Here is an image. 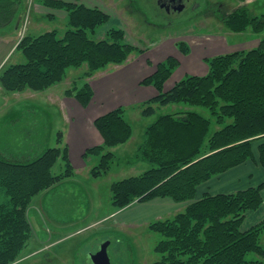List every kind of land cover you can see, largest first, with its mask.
Here are the masks:
<instances>
[{
    "label": "trees",
    "instance_id": "16d2710c",
    "mask_svg": "<svg viewBox=\"0 0 264 264\" xmlns=\"http://www.w3.org/2000/svg\"><path fill=\"white\" fill-rule=\"evenodd\" d=\"M43 3L67 13L65 28L24 35L17 47L24 61L3 67L0 86L6 93L43 92L63 82L68 70L86 66L78 79L82 85L75 80L65 91L86 108L94 97L88 80L108 65H124L143 52L126 40L121 28L112 27L100 37L111 17L98 7L61 0ZM26 9L27 0H0V30L22 21ZM224 23L234 33H264V14L252 16L247 5ZM206 64V75H187L165 91L180 65L169 57L141 82L158 91L139 106L143 116H154L169 105L186 107L160 115L146 128L135 157L150 168L112 185L116 209L157 198L195 200L201 185L248 161L257 160L264 168V36L253 49L220 55ZM95 125L104 143L85 157H100L90 172L99 178L112 169L113 149L128 143L134 130L125 108L97 118ZM62 139L60 132L58 145L31 161L0 157V188L8 197L0 203V264L16 263L33 237L28 218L32 199L76 174ZM58 165L60 173L54 172ZM263 192L264 183L231 194H204L184 212L151 223L149 230L162 236L154 249L159 258L152 264H264V223L244 228L247 214L263 206Z\"/></svg>",
    "mask_w": 264,
    "mask_h": 264
},
{
    "label": "rangeland",
    "instance_id": "374dc122",
    "mask_svg": "<svg viewBox=\"0 0 264 264\" xmlns=\"http://www.w3.org/2000/svg\"><path fill=\"white\" fill-rule=\"evenodd\" d=\"M95 1L100 2L103 10L111 17L103 32L112 27L121 28L126 32V40L135 46L137 50L143 52L142 54L132 55L127 63L142 60L144 70L146 69L154 74L157 65L169 57L176 58L179 61V67L173 76L166 81L169 84L173 83L174 77L178 74H181V79L187 75H193L189 71L182 74L183 70H187L185 69L188 68L186 62L190 61L192 56L203 58L200 59V63L189 62L191 69H197L201 66L207 68L206 60L224 54L253 49L259 45L260 38L264 36V33L259 35L254 33L252 29L238 34L226 28L224 22L227 16L236 9L245 7V0H194V3L198 4L197 8H189L167 18L156 0H87L90 4L95 3ZM34 5V0H27V9L23 20L17 23L19 27L24 28L27 26L26 34H29L33 20ZM249 10L252 16L263 15L264 0H254L249 6ZM44 26L40 28L43 29L40 32L34 29L32 35L38 36L50 31L52 26L63 30L65 20L56 24L45 22ZM100 34L102 35V32L99 33V36ZM21 36L23 38L19 29L16 52L22 40ZM104 36L105 34L102 37ZM183 48L187 52H183ZM112 66L114 64L108 65L104 70L111 68L108 70L111 71L118 68ZM85 70V67L68 70L67 78L62 82V87H59L62 88V103L71 99L64 94L66 89L71 87V81L78 80L85 73ZM95 78H98V76ZM78 81L82 85L83 81L81 79ZM140 86L143 85L140 83ZM44 94V96L40 95L37 100H49V96L46 93ZM2 100L3 96L0 95V101ZM185 107L182 104L160 107L157 109L156 114L150 117L138 113V111H141L140 108L132 110L133 112L129 113L127 119L131 121L137 137L134 141H130L121 147L118 146L112 169L109 173L101 176L104 177V181L99 186L85 184L84 182V184H65V187L62 188L61 182L55 187L36 195L28 206L29 208L32 206L33 212L30 216L33 237L19 260L14 264H88L89 256L100 250L102 243L105 241L103 237L109 236L108 232L113 230L127 232L126 230L129 229L135 233L130 237L128 235L119 236L121 243L116 247L119 252L116 254L112 252V264H152L157 261L159 255L155 253L154 249L162 236L150 231L149 224L146 226L141 224L133 228L131 226L130 228H112L110 223H101L93 225L91 228L86 227L108 214V203H110L108 200L111 201V188L115 182L124 178L139 176L150 168L149 164L143 161L139 162L135 157L139 146L144 140L145 128L151 125L160 115L185 109ZM68 108L67 106V111H69ZM42 109L45 112H51L52 123L47 125L45 129L50 134L53 133L51 147H56V133L62 125L61 115L53 107L47 108L45 106ZM25 124L23 121L15 127L23 128L26 126ZM3 127L0 124V128ZM58 127L60 128L58 129ZM1 135L3 136V134ZM3 138L5 140H0V152L4 150L8 143L17 145L16 143L20 142L19 140L24 136H22V133H16L3 136ZM44 138L47 140V134L44 135ZM257 146L258 143L255 144V151ZM60 163L61 161L58 164ZM59 167L54 172L58 173L60 171ZM123 171L129 174L123 176ZM253 174V177L249 178L251 183L264 182V175L255 172ZM90 196L92 198L95 196L93 204L90 201ZM96 197L100 199L98 202ZM7 199L4 190L0 188V203H5ZM112 236L110 237L112 241L111 251L118 238L114 237L115 235ZM62 237L64 238L62 239ZM261 244L264 246V233Z\"/></svg>",
    "mask_w": 264,
    "mask_h": 264
},
{
    "label": "crops",
    "instance_id": "0c3cea01",
    "mask_svg": "<svg viewBox=\"0 0 264 264\" xmlns=\"http://www.w3.org/2000/svg\"><path fill=\"white\" fill-rule=\"evenodd\" d=\"M61 1L79 2L88 7H98L103 10L100 2L97 1L93 4H90L87 0ZM253 1L254 0H245L244 4L249 7ZM34 4V15L29 29V34L32 35L34 29L36 31L38 30V32L43 30L40 28L45 27V22L56 24L58 22L62 23V20H66L67 13L65 11L48 8L44 5L43 0H34ZM105 26L99 32H102L100 37H102L109 30L108 29L103 32ZM18 27L19 24L15 22L8 28L0 30L2 31L0 35V72L3 67L8 64H16L24 61L23 56L16 52V44L20 29V27ZM58 28L52 26L51 30ZM177 58L179 59V57ZM202 58L203 57L192 56L190 61L186 62L188 68L185 69L187 70H183L182 74L189 71L192 72L193 75H206L209 71L208 67L204 68L200 65L201 67L197 69H191L189 66V62L200 63V59ZM141 61L142 60H136L120 66L114 65L112 67H118L116 70L112 69L111 71H108L111 68L108 70H102L92 79L88 80L93 90L94 97L86 108L72 97H67L71 99L62 103V88H59L62 87V82L43 92H31V90L26 89L22 92L6 93L0 86V95L3 96V100L0 101V124L4 126L3 128H0V140H5L3 136L14 135L16 133H22V136H24V138L19 140L20 142L16 143L17 145L9 143L6 144L4 150L0 152V157H7L21 162H27L40 157L46 150L53 148L51 147L53 133L50 134L45 129L47 125L52 123V115L51 112H45L42 109L45 106H47V108L53 107L58 110V114L61 115L62 119L61 129L56 133L55 143L58 145V134L62 132L63 145L68 148L69 161L76 173L74 177L62 181V188L65 187V184H84V182L85 184L99 186V184L104 181V177L94 178L91 176L90 172L94 167H96V165H98L100 157H85L88 150L102 146L104 143V139L95 125V121L97 118L119 108L126 109L127 119L129 113L133 112L132 110L140 108L139 106L143 103L155 98L158 95V91L155 87L140 86V83L145 78L152 75V73L146 69L144 70V66ZM83 67L87 70L86 66ZM180 75L181 74H178V76H175L176 78L174 77L175 80L173 83L165 84V91H169L178 81L181 80ZM97 76L98 78H95ZM72 84L73 81H71L70 86H72ZM44 93L49 96V100H37L40 95L44 96ZM67 106L69 107V111H67ZM138 113L142 114L141 111H138ZM127 120L132 125L131 121L129 119ZM23 121L26 123L25 127H15L16 125H19L20 122L23 123ZM59 128L60 127H58V129ZM1 134H3V136ZM46 134L47 140L44 138V135ZM136 137L137 136L134 131L130 141H134ZM119 147L113 149L114 153ZM138 161L141 162L140 160ZM60 172L61 170L58 173ZM253 172L264 175V168L258 164L257 160L248 161L245 164L201 185L198 189L197 198L186 202H175L170 198H157L145 203H135L125 209L118 210L114 207L111 196V201L108 200V202H110L108 203V214L94 221L92 225H89L86 228H91V226L101 223H110L112 228H130V226L133 228L138 225L140 226L141 224L145 226L147 224L150 225L153 221L156 222L171 219L175 215L184 212L191 203L201 198L204 194H231L249 187L263 184L264 182L253 184L249 181V178L254 175ZM127 174L129 173L123 171V176ZM90 198V201L93 204L95 196L94 198L90 196ZM96 199L97 202L100 200L98 197H96ZM31 207L32 206L28 208L29 220L31 213H33ZM261 223H264V204L259 210L247 214L244 228L248 229ZM126 231L128 233L113 230L108 232L109 236L106 235L103 237L105 241L102 245L105 244L107 246V252L110 256L111 263L113 260V253L116 254L119 252V250L116 249L118 244L121 243L119 236L128 235L130 237L135 233L130 231V229ZM112 235H115L114 237L118 238L116 245L113 246V250L111 251L110 248L112 241L110 240V237H113ZM63 238L64 237H62V239Z\"/></svg>",
    "mask_w": 264,
    "mask_h": 264
},
{
    "label": "flooded vegetation",
    "instance_id": "af4514ba",
    "mask_svg": "<svg viewBox=\"0 0 264 264\" xmlns=\"http://www.w3.org/2000/svg\"><path fill=\"white\" fill-rule=\"evenodd\" d=\"M165 17H171L176 13H181L189 8H197L198 4L194 0H156Z\"/></svg>",
    "mask_w": 264,
    "mask_h": 264
},
{
    "label": "water",
    "instance_id": "95a60500",
    "mask_svg": "<svg viewBox=\"0 0 264 264\" xmlns=\"http://www.w3.org/2000/svg\"><path fill=\"white\" fill-rule=\"evenodd\" d=\"M88 264H112L105 244L100 247L97 253L89 256Z\"/></svg>",
    "mask_w": 264,
    "mask_h": 264
},
{
    "label": "built area",
    "instance_id": "2783aa9c",
    "mask_svg": "<svg viewBox=\"0 0 264 264\" xmlns=\"http://www.w3.org/2000/svg\"><path fill=\"white\" fill-rule=\"evenodd\" d=\"M26 30H27V26H25V27L23 28L22 32H21V34H22L23 36L25 35ZM21 37H22V36H21Z\"/></svg>",
    "mask_w": 264,
    "mask_h": 264
}]
</instances>
